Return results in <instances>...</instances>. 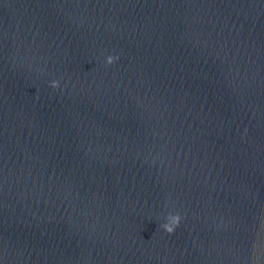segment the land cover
<instances>
[{"label":"water","instance_id":"obj_1","mask_svg":"<svg viewBox=\"0 0 264 264\" xmlns=\"http://www.w3.org/2000/svg\"><path fill=\"white\" fill-rule=\"evenodd\" d=\"M0 264H264V0H0Z\"/></svg>","mask_w":264,"mask_h":264},{"label":"clouds","instance_id":"obj_2","mask_svg":"<svg viewBox=\"0 0 264 264\" xmlns=\"http://www.w3.org/2000/svg\"><path fill=\"white\" fill-rule=\"evenodd\" d=\"M115 59H118V57H112L109 56L107 58V63L108 64H112L114 62ZM58 86V82H53L52 83V87H57ZM167 223L161 225V227L169 234H172L175 230L176 227L179 226L180 220H181V216L179 214H175L172 215L170 214L167 218Z\"/></svg>","mask_w":264,"mask_h":264}]
</instances>
